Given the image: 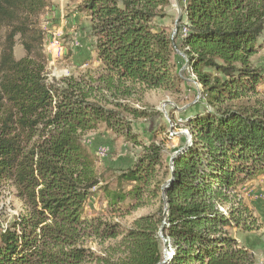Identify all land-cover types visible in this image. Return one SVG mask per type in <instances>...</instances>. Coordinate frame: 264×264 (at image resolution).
Here are the masks:
<instances>
[{
	"label": "trees",
	"instance_id": "16d2710c",
	"mask_svg": "<svg viewBox=\"0 0 264 264\" xmlns=\"http://www.w3.org/2000/svg\"><path fill=\"white\" fill-rule=\"evenodd\" d=\"M50 1L0 0V186L10 183L21 203L0 225V264H258L229 232L248 228L241 215L222 206L238 183L264 171L261 71L251 60L264 37V0H176L181 16L172 37L156 22L171 0H79L100 62L88 88L46 75L49 56L36 22ZM15 36L23 49L18 59ZM175 49L204 107L187 116L190 144L168 167L162 142L138 139L127 117L151 116L146 108L94 97L103 87L121 99L150 89L180 92L187 79ZM101 124L140 147L113 191L108 164L86 138ZM94 188L118 218L151 199L160 205L129 226L85 217ZM107 240L116 242L102 253L92 248ZM163 245L171 251L165 259Z\"/></svg>",
	"mask_w": 264,
	"mask_h": 264
},
{
	"label": "rangeland",
	"instance_id": "374dc122",
	"mask_svg": "<svg viewBox=\"0 0 264 264\" xmlns=\"http://www.w3.org/2000/svg\"><path fill=\"white\" fill-rule=\"evenodd\" d=\"M79 0H51L43 8L37 18V26L44 36V51L49 56L46 75L52 78L73 77L78 79L84 88L94 82L100 62L96 59L91 48L92 38L88 36L86 26L88 16L76 8ZM181 9H178L176 0H171L166 8V17L157 20V24L167 28L172 34L175 21ZM5 35V28L0 27V46ZM78 45H75V41ZM260 46L251 60L261 71L258 88L261 91V106L264 107V37L258 40ZM13 56L20 58L23 55L22 45L18 36H15L12 45ZM174 60L182 76L187 79L181 85L180 92H171L165 89H150L142 93L138 91L133 97L122 98L113 95L104 87L98 90L96 100L102 101L105 97L122 102L128 107L138 109L146 108L149 115L146 118H133L127 115L132 122L133 133L141 141H149L151 135L156 141L162 142L164 147L163 165L170 167V158L174 152L184 145L190 144V130L185 125V120L193 111H201L204 101L200 97V86L195 84L187 72L185 58L179 50H174ZM82 77V78H81ZM90 81V82H88ZM89 148L101 157L109 166L106 170V183L110 191L118 189L117 178L122 171L129 168L140 152V147L128 140L123 134L106 128L103 124L86 135ZM101 167V166H100ZM112 174V175H111ZM102 185V184H101ZM129 185L122 182L124 191ZM93 194L85 201L83 216H100L110 221H119L124 226L145 214L157 211L160 202L157 199L149 200L144 206L131 210L122 218H118V211H112L108 206L106 194L101 188H94ZM232 202L225 203L224 211H229L230 206L236 207L237 215L243 221L244 227H232L229 232L237 241L250 249L258 264H264V171L255 178L240 182L230 195ZM21 203L15 196V189L10 183L0 186V225H5L13 213L20 212ZM242 212V213H241ZM112 219V220H111ZM116 240H107L103 244H93L92 248L102 253L104 248L115 244ZM164 242V239H163ZM163 253L171 251L163 245Z\"/></svg>",
	"mask_w": 264,
	"mask_h": 264
},
{
	"label": "water",
	"instance_id": "95a60500",
	"mask_svg": "<svg viewBox=\"0 0 264 264\" xmlns=\"http://www.w3.org/2000/svg\"><path fill=\"white\" fill-rule=\"evenodd\" d=\"M176 4H177V1H176ZM177 6H178V4H177ZM178 9L180 10V7L178 6ZM180 13H179V15H178V18L176 19V21H175V26H174V29H173V31H172V34H171V37L172 36H174V34L176 33V30H177V22H178V20H179V18H180ZM181 53V52H180ZM182 54V53H181ZM183 55V54H182ZM184 56V55H183ZM187 66V62L185 61V64H184V66H183V68L184 67H186ZM185 146L186 145H184L183 147H181L179 150H177L176 152H174L173 154H172V156H171V158H170V166H172V162H173V159H174V157L177 155V153L179 152V151H181L182 149H184L185 148ZM166 214V204L164 205V215ZM159 235H160V237H162V234H161V229H159ZM164 241H165V239H164ZM170 254L171 253H169V254H167L166 255V253H165V257H164V259L167 257V256H170Z\"/></svg>",
	"mask_w": 264,
	"mask_h": 264
},
{
	"label": "built area",
	"instance_id": "2783aa9c",
	"mask_svg": "<svg viewBox=\"0 0 264 264\" xmlns=\"http://www.w3.org/2000/svg\"><path fill=\"white\" fill-rule=\"evenodd\" d=\"M183 32H185V29L183 30ZM79 43H78V41L76 40L75 41V45H78Z\"/></svg>",
	"mask_w": 264,
	"mask_h": 264
}]
</instances>
